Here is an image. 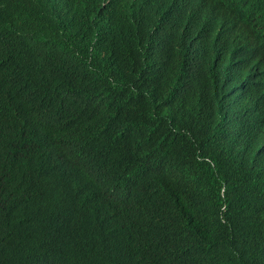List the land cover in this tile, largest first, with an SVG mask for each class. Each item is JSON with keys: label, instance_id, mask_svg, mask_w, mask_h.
Listing matches in <instances>:
<instances>
[{"label": "trees", "instance_id": "obj_1", "mask_svg": "<svg viewBox=\"0 0 264 264\" xmlns=\"http://www.w3.org/2000/svg\"><path fill=\"white\" fill-rule=\"evenodd\" d=\"M253 2L0 0V264H264Z\"/></svg>", "mask_w": 264, "mask_h": 264}, {"label": "clouds", "instance_id": "obj_2", "mask_svg": "<svg viewBox=\"0 0 264 264\" xmlns=\"http://www.w3.org/2000/svg\"><path fill=\"white\" fill-rule=\"evenodd\" d=\"M255 6L258 8L264 5V0H254ZM248 4V0H244ZM245 24L241 29L244 36L241 35V40L234 43L231 54V62H234V66H240L248 60L251 55H257L255 52H259L264 56V18H254L242 22ZM236 35L230 40L235 42ZM254 69L257 67L250 61Z\"/></svg>", "mask_w": 264, "mask_h": 264}, {"label": "bare ground", "instance_id": "obj_3", "mask_svg": "<svg viewBox=\"0 0 264 264\" xmlns=\"http://www.w3.org/2000/svg\"><path fill=\"white\" fill-rule=\"evenodd\" d=\"M212 184H213V182H212ZM218 187V186H217Z\"/></svg>", "mask_w": 264, "mask_h": 264}]
</instances>
